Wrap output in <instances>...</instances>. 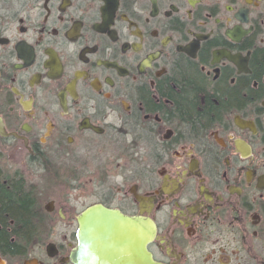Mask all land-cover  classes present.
<instances>
[{
	"label": "flooded vegetation",
	"instance_id": "flooded-vegetation-1",
	"mask_svg": "<svg viewBox=\"0 0 264 264\" xmlns=\"http://www.w3.org/2000/svg\"><path fill=\"white\" fill-rule=\"evenodd\" d=\"M57 185L150 221L82 264H264V0H0V264H75Z\"/></svg>",
	"mask_w": 264,
	"mask_h": 264
},
{
	"label": "water",
	"instance_id": "water-1",
	"mask_svg": "<svg viewBox=\"0 0 264 264\" xmlns=\"http://www.w3.org/2000/svg\"><path fill=\"white\" fill-rule=\"evenodd\" d=\"M100 207L101 206H98V205L92 206L91 208L87 209L86 211L82 212L80 215L77 216V219L79 221V227L76 233L77 238H78V245L76 246L72 254V258L75 264H82V256H83L82 240H83V228H84L83 222H86L85 221L86 219H90V220L100 219V220H104L103 222H119L120 225L116 227V230L121 231L122 236L128 235V231H130V228L138 229L139 232L143 228L141 225H138V226L134 225V227H131L130 226L131 224H135L136 222H150L148 220L143 219L142 217H132V216L125 215L119 210H111L105 207H101V208ZM138 238H139V248H140L139 252L141 254V256H139V259L142 260L144 258V254L142 250L144 235L139 233ZM154 264H158V263L154 262Z\"/></svg>",
	"mask_w": 264,
	"mask_h": 264
},
{
	"label": "trees",
	"instance_id": "trees-1",
	"mask_svg": "<svg viewBox=\"0 0 264 264\" xmlns=\"http://www.w3.org/2000/svg\"><path fill=\"white\" fill-rule=\"evenodd\" d=\"M12 208H8V207ZM5 214H7L12 219H18L23 222H28L29 220V205L28 200L20 203V206L13 207L12 204L6 202L0 196V220L5 219ZM0 246L5 248H14L15 245L7 241L8 236L19 235L17 229L7 230L3 222L0 221Z\"/></svg>",
	"mask_w": 264,
	"mask_h": 264
},
{
	"label": "rangeland",
	"instance_id": "rangeland-1",
	"mask_svg": "<svg viewBox=\"0 0 264 264\" xmlns=\"http://www.w3.org/2000/svg\"><path fill=\"white\" fill-rule=\"evenodd\" d=\"M80 179V183L79 185H77L76 183L73 184V186L77 185V186H81V178ZM62 180L67 181L65 178H63ZM59 187V185L55 186L53 189L48 190L47 192H44L41 196L42 198V204H47L50 201L55 200L56 202H58L57 207L55 209V211L48 217L51 218L53 221L52 222H72V218L75 217V215H78L80 213V211L83 209V204H82V198L78 200V203L76 205H74L72 207L71 210L68 211V213L70 212L72 215L70 217H68V220L63 221L60 220L58 215H57V210H58V205H60L59 203H61L63 201V199H66L67 197L69 198H76V197H81L80 195H77L76 192H71V190H69L68 194L65 193L64 191H61V187L59 189H57ZM61 201V202H60ZM57 231H63L65 233H70V231L74 230V226L73 229L71 227H65V226H58V228L56 229Z\"/></svg>",
	"mask_w": 264,
	"mask_h": 264
}]
</instances>
